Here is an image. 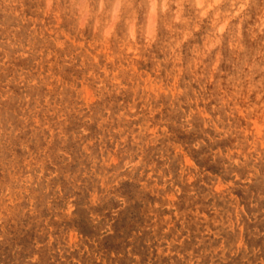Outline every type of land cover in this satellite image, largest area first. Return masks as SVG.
<instances>
[{
	"label": "clouds",
	"instance_id": "clouds-1",
	"mask_svg": "<svg viewBox=\"0 0 264 264\" xmlns=\"http://www.w3.org/2000/svg\"><path fill=\"white\" fill-rule=\"evenodd\" d=\"M0 264H264V0H0Z\"/></svg>",
	"mask_w": 264,
	"mask_h": 264
}]
</instances>
